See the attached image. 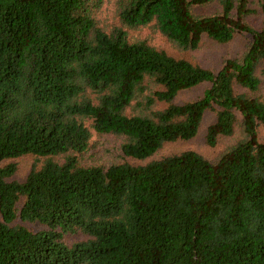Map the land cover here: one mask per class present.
Segmentation results:
<instances>
[{
  "label": "trees",
  "instance_id": "16d2710c",
  "mask_svg": "<svg viewBox=\"0 0 264 264\" xmlns=\"http://www.w3.org/2000/svg\"><path fill=\"white\" fill-rule=\"evenodd\" d=\"M145 27L178 51L250 39L215 72L130 35ZM262 81L264 0H0V264H264ZM208 111L207 145L239 127L215 160L151 158ZM92 132L121 160L85 162ZM24 155L41 163L18 180Z\"/></svg>",
  "mask_w": 264,
  "mask_h": 264
},
{
  "label": "rangeland",
  "instance_id": "374dc122",
  "mask_svg": "<svg viewBox=\"0 0 264 264\" xmlns=\"http://www.w3.org/2000/svg\"><path fill=\"white\" fill-rule=\"evenodd\" d=\"M102 11L103 13H101L100 18H102L104 24L110 26L116 21L111 3L104 4ZM259 19V15H252L249 17V23L252 26L257 27L259 25ZM130 35L137 38L146 39L150 44L166 51L168 54L174 57L185 58L203 67L212 69L215 72L220 69L225 59L235 57L245 50L247 47V42L250 39V35L247 33L237 34L230 42L226 43H217L209 38L203 37L198 48L189 51H178L171 47V45L158 32H155L150 28L145 27L137 31H131ZM206 86L207 85L205 84H201L183 91L177 98V102H183L197 98L201 95ZM255 94L261 98H264V81H262ZM213 117L214 114L212 112H206L195 136L187 140H176L165 143L152 155L151 158L172 155L180 153L184 150H194L211 161L215 160L221 152L232 145L239 137V127L236 126L232 136L222 137L214 146H209L205 142V131L206 127L213 121ZM256 133L258 140L260 142H264V132L261 127H257ZM120 142L121 140L116 136L92 132L89 147L83 155V160L88 163H105L111 160H121L119 159V153L117 150ZM127 160L134 164L143 162L137 161L135 159ZM10 161H13L17 164V171L13 177L18 180L23 179L34 164L39 166L41 163V159L36 158L33 155H24L6 162ZM14 223H21L32 231H36L41 228L36 223L20 222L18 219H16ZM83 237L84 236L81 233H73L66 234L64 238L70 243L80 240Z\"/></svg>",
  "mask_w": 264,
  "mask_h": 264
}]
</instances>
